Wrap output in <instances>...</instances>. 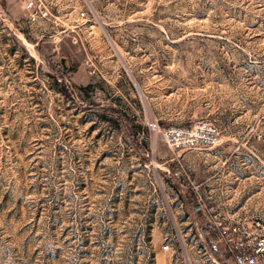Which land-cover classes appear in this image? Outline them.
Wrapping results in <instances>:
<instances>
[{"label":"rangeland","instance_id":"1","mask_svg":"<svg viewBox=\"0 0 264 264\" xmlns=\"http://www.w3.org/2000/svg\"><path fill=\"white\" fill-rule=\"evenodd\" d=\"M194 203L264 229V0H0V264H210Z\"/></svg>","mask_w":264,"mask_h":264},{"label":"built area","instance_id":"2","mask_svg":"<svg viewBox=\"0 0 264 264\" xmlns=\"http://www.w3.org/2000/svg\"><path fill=\"white\" fill-rule=\"evenodd\" d=\"M32 4L27 2V6ZM46 9L42 5H35L33 12L29 13L30 19L35 16H45ZM78 18L83 17V12L77 13ZM149 129L155 130L154 124H148ZM199 133L202 129H198ZM166 143L174 146L187 144L192 145L198 141H204L211 144L215 140L216 131L214 128L207 126L201 134L196 131L190 132L186 129L169 128L161 133ZM198 205V204H197ZM200 213L197 219L200 226L206 229L203 232L212 231L213 236L208 237L200 248L204 258L210 264H264V229L261 226L248 228L236 221H229L215 213L211 207L198 205ZM197 235L200 237V233ZM163 251L170 250V245L163 244ZM181 264H188V259L184 256L180 260Z\"/></svg>","mask_w":264,"mask_h":264},{"label":"trees","instance_id":"3","mask_svg":"<svg viewBox=\"0 0 264 264\" xmlns=\"http://www.w3.org/2000/svg\"><path fill=\"white\" fill-rule=\"evenodd\" d=\"M53 79L59 80L62 87H65V85L63 83L62 74L57 73L56 75H54ZM86 110H87V112L93 113L94 115H96L102 119H105L107 121L115 123L116 125H119V116L110 107L90 105V106L86 107ZM203 230L205 231L206 229H203Z\"/></svg>","mask_w":264,"mask_h":264},{"label":"water","instance_id":"4","mask_svg":"<svg viewBox=\"0 0 264 264\" xmlns=\"http://www.w3.org/2000/svg\"><path fill=\"white\" fill-rule=\"evenodd\" d=\"M60 62H62V59H60ZM62 69H63V71H65V67H63ZM192 208L195 211L196 215H198L199 214L198 205L196 203H194L192 205Z\"/></svg>","mask_w":264,"mask_h":264},{"label":"bare ground","instance_id":"5","mask_svg":"<svg viewBox=\"0 0 264 264\" xmlns=\"http://www.w3.org/2000/svg\"><path fill=\"white\" fill-rule=\"evenodd\" d=\"M185 256V255H184ZM186 257V256H185Z\"/></svg>","mask_w":264,"mask_h":264}]
</instances>
